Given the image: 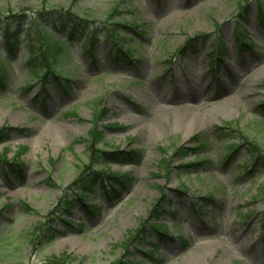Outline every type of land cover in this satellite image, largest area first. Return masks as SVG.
<instances>
[{
	"label": "rangeland",
	"instance_id": "1",
	"mask_svg": "<svg viewBox=\"0 0 264 264\" xmlns=\"http://www.w3.org/2000/svg\"><path fill=\"white\" fill-rule=\"evenodd\" d=\"M45 1L0 0V17L8 9L29 17L15 25L22 39L5 55L9 83L0 87V128L10 130L0 158L23 169L0 163V264H264V168L253 149L264 150V0ZM48 5L71 6L95 25L64 41L58 75L43 84L29 73L24 34ZM109 22L132 61L112 54ZM96 27L89 58L83 48ZM230 123L237 132L228 137ZM95 128L109 158L91 164ZM198 160L206 163L192 166ZM86 165L130 181L106 183L109 195L98 183L63 214ZM45 223L53 240L37 243Z\"/></svg>",
	"mask_w": 264,
	"mask_h": 264
},
{
	"label": "trees",
	"instance_id": "2",
	"mask_svg": "<svg viewBox=\"0 0 264 264\" xmlns=\"http://www.w3.org/2000/svg\"><path fill=\"white\" fill-rule=\"evenodd\" d=\"M47 3L48 0L43 2L44 6H46ZM49 7L50 5H48V7L43 10H38L36 14L38 20H34L33 22L30 23L34 25L36 31L33 32V29L31 28L32 25H30L24 34L26 36V41H27V50L29 51L28 62H27L29 73L32 78L41 80L44 83H46L49 76H53V74L55 76L58 75L52 70V68L57 65V62L64 59V57L67 54L64 41L65 43L66 40H68L67 43L78 41L81 37L86 35V32L89 29H91L95 25L94 22L90 21L92 17L91 15H87L85 16V18L83 17L79 18L76 15L74 9H71V6L67 10L54 9ZM260 11L264 16L263 5L260 8ZM116 14H118V6L113 8L110 16L112 17L115 16ZM28 18L29 17L26 16L23 12L15 13L12 9H8L4 13L3 17H0V30H1L0 37L2 38L3 48H4V51L0 50V87H2L3 89H6L9 83V74H8L7 66L8 64H11L10 61L7 58H5V55L6 54L12 55L14 51L18 49L20 41L22 39V36L19 35L18 29H15V25H22L24 19L27 20ZM44 22H50L52 25V29L46 30ZM105 26L107 27L106 29L108 30V38H110L109 41L111 42L112 54L117 55L119 57V54L123 53V55H125L129 60L134 59L131 53H129L128 51L126 52V50H124L125 45H128L127 41L123 40L118 36L117 30L119 24H113L109 22L106 23ZM133 31L136 30L133 29ZM99 33H100L99 27H96L95 29L91 30V32L88 35V38L86 39L87 45L85 48H83V52L87 56L89 55V58L90 57L92 58L91 48L93 49V47L97 43ZM60 37H63V39H61ZM61 40H63V42ZM244 44L246 43L244 42ZM99 105L102 106V104ZM100 106L98 108L99 110L102 108V107L100 108ZM262 107L264 109V103L262 104ZM233 126H234L233 123L228 124L227 127L223 129L224 135L230 137L231 133H236L237 130L236 128H233ZM9 131L10 130L8 128L5 129L0 128V145L10 140ZM90 138H92V140L90 141V151L95 155V162L92 161L91 164H95L96 162L99 163L103 160L106 161L109 158V155L104 154L98 148V146L103 143L104 140L103 135L97 132V129L95 128L92 131V135ZM253 149L255 151L254 161L259 162L264 168V150H260L256 146L255 147L253 146ZM24 150L25 149H23L21 153L18 154L17 158H20V156H22ZM99 154H103L104 157L101 158ZM112 155L118 158L127 157V155L119 151H115L114 154ZM128 155L131 157L132 160L133 159L137 160L140 153L138 151H132ZM0 163L10 172L18 171L20 174H22L23 172L22 164L16 163L15 161L10 162L7 159V154H5L3 158H0ZM203 163H206V161L198 160V162L193 163L192 166H198ZM163 166H165L164 167L165 171L168 172L170 161L164 159ZM118 177L119 176L114 175V173H111L109 171H103V170H101V172L91 171L90 168L86 165V170H84L77 177V179L73 182V184L69 188L70 191H73V194L68 192V194L66 193L64 198L61 200L60 211L63 212V214H66L67 212L71 213L76 203L84 204L83 198L87 197L88 194L90 195L93 194L94 187L98 183H100L103 187H107L106 183L113 182V184H118L121 181L120 179H126L127 181H130V179L126 176H120L119 178ZM208 199L210 200V198ZM159 203L160 201H158V203L156 204L153 213L158 210ZM92 208L93 210H95L96 206H92ZM45 225L47 224L45 223ZM47 227H48L47 230L42 231L41 235L36 237L37 243L45 244V243H50L53 240L52 229L48 225ZM155 228L157 229L158 232L162 234V236L167 237L168 234L165 231V229L159 226H156ZM147 254L149 255L150 253L147 252ZM115 264H132V263H128V262L121 263L119 261Z\"/></svg>",
	"mask_w": 264,
	"mask_h": 264
},
{
	"label": "bare ground",
	"instance_id": "3",
	"mask_svg": "<svg viewBox=\"0 0 264 264\" xmlns=\"http://www.w3.org/2000/svg\"><path fill=\"white\" fill-rule=\"evenodd\" d=\"M234 75H233V77L234 78H239V75H237L238 73H233ZM177 78L180 80L181 78H179V76L177 75ZM236 80H238V79H236ZM183 86L185 87V84H183ZM197 95V94H196ZM196 95H192V97H194L195 98V96ZM183 97H184V99L186 100V99H188L190 96L189 95H187V94H183ZM190 99V98H189ZM188 99V100H189ZM185 108L187 109V108H189V106H185ZM190 108H194V107H190ZM165 111V110H164ZM119 127H121V126H119ZM124 128V127H123ZM200 246H202V245H204V244H199Z\"/></svg>",
	"mask_w": 264,
	"mask_h": 264
}]
</instances>
